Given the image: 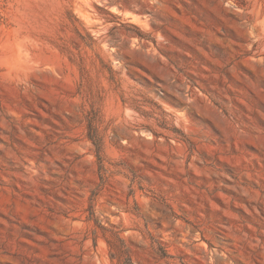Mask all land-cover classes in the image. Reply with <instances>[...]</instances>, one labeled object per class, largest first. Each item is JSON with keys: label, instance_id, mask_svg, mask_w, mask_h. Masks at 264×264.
Masks as SVG:
<instances>
[{"label": "rangeland", "instance_id": "1", "mask_svg": "<svg viewBox=\"0 0 264 264\" xmlns=\"http://www.w3.org/2000/svg\"><path fill=\"white\" fill-rule=\"evenodd\" d=\"M0 264H264V0H0Z\"/></svg>", "mask_w": 264, "mask_h": 264}, {"label": "bare ground", "instance_id": "2", "mask_svg": "<svg viewBox=\"0 0 264 264\" xmlns=\"http://www.w3.org/2000/svg\"><path fill=\"white\" fill-rule=\"evenodd\" d=\"M239 117H240V116H239ZM236 125H237V124H236ZM236 148H237V147H236ZM228 150H229V149H228ZM231 150H232V149H231ZM231 152H232V151H231ZM239 159H240V158H239ZM242 160H243V159H242ZM243 161H244V160H243ZM243 161H242V162H243ZM251 163H252V162H251ZM240 164H241V163H240ZM246 165H247V164H246ZM252 178H253V177H252ZM239 195H240V194H239ZM240 196H241V195H240ZM236 229H237V228H236Z\"/></svg>", "mask_w": 264, "mask_h": 264}]
</instances>
